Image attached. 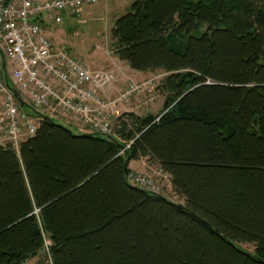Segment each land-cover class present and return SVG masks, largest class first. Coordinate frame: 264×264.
<instances>
[{
  "label": "trees",
  "instance_id": "1",
  "mask_svg": "<svg viewBox=\"0 0 264 264\" xmlns=\"http://www.w3.org/2000/svg\"><path fill=\"white\" fill-rule=\"evenodd\" d=\"M129 7L115 54L168 74L161 113L121 114L109 137L41 118L19 154L0 147V264H24L46 236L40 264H264V0ZM143 158L183 204L128 182Z\"/></svg>",
  "mask_w": 264,
  "mask_h": 264
},
{
  "label": "built area",
  "instance_id": "2",
  "mask_svg": "<svg viewBox=\"0 0 264 264\" xmlns=\"http://www.w3.org/2000/svg\"><path fill=\"white\" fill-rule=\"evenodd\" d=\"M98 1L0 0V147L19 154L21 145L37 133L39 110L64 112L92 133L115 136L119 116L116 105L152 87L153 80L130 82L115 100H105L102 94L116 77L107 71L91 70L80 57L48 36L49 23L60 24L66 17L78 16L85 6ZM12 89L18 91L25 106ZM132 142L119 154L123 155ZM155 172L156 177L130 171L127 180L133 186L167 196L168 184L173 191L171 176L160 167ZM158 178L168 184L163 185Z\"/></svg>",
  "mask_w": 264,
  "mask_h": 264
},
{
  "label": "rangeland",
  "instance_id": "3",
  "mask_svg": "<svg viewBox=\"0 0 264 264\" xmlns=\"http://www.w3.org/2000/svg\"><path fill=\"white\" fill-rule=\"evenodd\" d=\"M129 10V6L127 8H124V3H119L117 0H99L94 5L85 6L81 10V13L78 14V16L66 17L60 24L49 23L46 26V31L48 36L56 45L66 46L72 55L80 57L91 70L107 71L115 74L113 70L119 67V64H117L119 57L115 54V43L112 37V29L115 25L116 20L128 13ZM204 30L205 28L202 27L195 35H202ZM166 76H168V74L165 71L158 70L154 72V74L149 75V78L154 79L147 78V80L141 82L130 81L134 83H143L149 80H153L152 87L149 90L143 89L141 90V92L131 96L127 102H119L116 105L119 110V116H117L116 118L120 117L121 114H124V111L120 108H122L123 105L129 104L133 99H135V96L143 97L142 100H144L143 102H141L143 109L138 111L140 114L147 116L150 114L153 116L159 115L161 108L163 109V102L165 98V95L163 94L160 86ZM130 82L125 84L122 90L116 92L115 96L112 99H104L108 101L115 100L118 94L122 92ZM108 91H111V89H109ZM38 113H41L48 117L52 115L53 121L58 124L67 126L66 122H70L69 124L71 125H75L77 127L79 126L84 130L86 129L82 126V123L79 120L72 119L68 114H65L64 112L51 113L47 110H39ZM65 117L68 118V121L64 119ZM73 131L76 134L79 133L75 128H73ZM131 142L132 140L125 141L124 146ZM149 166L152 169H147V171L134 172L149 174L156 177V166L154 165V162ZM158 179L163 185L165 183L168 184L165 179ZM165 192L167 195L166 197H168L170 200L179 204L184 203L182 197L171 191V186L169 184ZM45 238L44 248L35 257L26 260L24 264H40L48 258V247L50 246V241L47 236ZM238 246L241 249H245L247 251H252L254 249V246L251 244L238 243Z\"/></svg>",
  "mask_w": 264,
  "mask_h": 264
},
{
  "label": "crops",
  "instance_id": "4",
  "mask_svg": "<svg viewBox=\"0 0 264 264\" xmlns=\"http://www.w3.org/2000/svg\"><path fill=\"white\" fill-rule=\"evenodd\" d=\"M117 1L119 3H121V2L124 3V8H127L128 6H130V4L134 0H117ZM118 62H117V64H119V67H117L116 69L113 70V72L115 73L113 75L116 77V82L110 88L111 91H108L107 93L102 94L103 98L112 99L115 96L116 92L122 90L123 86L130 81H134V82L140 81L141 82V81L147 80V78L148 79H154V78H149V75L154 74V72L158 71V70L147 71V72L135 71V70L131 69V67L129 66V64L127 62L122 61L119 58H118ZM95 71H97V70H95ZM142 98L143 97L135 96V99H133L129 104L123 105L122 108H120V109H122L124 111V113H134L135 115H138L141 117L147 116V115H142L138 112L139 110L143 109L141 102H143L144 100H142ZM164 101H165V98H164ZM163 106H164V102H163ZM161 111H162V108H161ZM161 111L159 112V114L161 113ZM66 117H68V116H66ZM66 117L64 119L66 121H68V118H66ZM69 123L70 122H66L67 126L70 127L72 130H73V128H75V129H77V131L79 133L90 132V130H86V129L84 130V129L80 128L79 126L77 127V126L71 125ZM151 163H153V162L148 160L147 158H143L140 160L131 161L129 164V168L132 171H147V169H152L149 166V165H151ZM154 165L156 167H159L156 162H154Z\"/></svg>",
  "mask_w": 264,
  "mask_h": 264
},
{
  "label": "water",
  "instance_id": "5",
  "mask_svg": "<svg viewBox=\"0 0 264 264\" xmlns=\"http://www.w3.org/2000/svg\"><path fill=\"white\" fill-rule=\"evenodd\" d=\"M4 76H5L6 81H8L5 70H4ZM12 92H13V94L15 95V97L20 101V103H21L23 106H25V104H24L23 100L21 99V97H20L18 91L15 90V89H12ZM37 115H38V117H40V118H45V119H47L48 121H52V118H50V117H48V116H46V115H43V114L38 113V112H37ZM125 172H126V173L128 172V161H126V163H125Z\"/></svg>",
  "mask_w": 264,
  "mask_h": 264
}]
</instances>
